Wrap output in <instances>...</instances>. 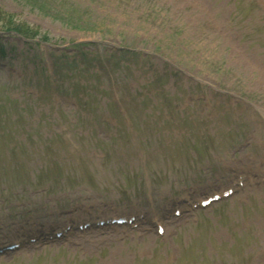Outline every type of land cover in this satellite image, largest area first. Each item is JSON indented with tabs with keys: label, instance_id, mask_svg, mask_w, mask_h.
Returning <instances> with one entry per match:
<instances>
[{
	"label": "rangeland",
	"instance_id": "rangeland-1",
	"mask_svg": "<svg viewBox=\"0 0 264 264\" xmlns=\"http://www.w3.org/2000/svg\"><path fill=\"white\" fill-rule=\"evenodd\" d=\"M259 1L0 0L57 45L3 38L0 242L87 215L158 216L171 196L225 182V165L264 170ZM70 5L86 28L55 16ZM124 45L148 63L119 61ZM263 248L260 185L169 222L163 237L118 228L35 243L0 264H264Z\"/></svg>",
	"mask_w": 264,
	"mask_h": 264
},
{
	"label": "trees",
	"instance_id": "trees-1",
	"mask_svg": "<svg viewBox=\"0 0 264 264\" xmlns=\"http://www.w3.org/2000/svg\"><path fill=\"white\" fill-rule=\"evenodd\" d=\"M71 23H75L77 26L81 27L82 29L86 28L84 24L78 23L77 18L74 21H71ZM0 28L16 30L28 37H35L37 36V34L42 33V32L40 33V30L37 27L17 23L12 14H9L3 11L2 9H0ZM41 35H42L41 37L45 41L50 39L45 33H42ZM76 46L79 45L76 44Z\"/></svg>",
	"mask_w": 264,
	"mask_h": 264
}]
</instances>
